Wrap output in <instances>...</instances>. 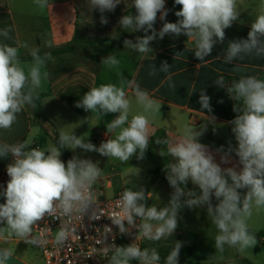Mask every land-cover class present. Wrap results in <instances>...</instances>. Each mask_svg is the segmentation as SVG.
I'll return each instance as SVG.
<instances>
[{"label": "clouds", "instance_id": "9594fccd", "mask_svg": "<svg viewBox=\"0 0 264 264\" xmlns=\"http://www.w3.org/2000/svg\"><path fill=\"white\" fill-rule=\"evenodd\" d=\"M122 3L126 5L125 0H87L90 10L101 13L100 23L104 25L108 20L103 13L113 12ZM130 3L135 14H124L118 21L119 27L130 33L142 31L144 35L137 36L135 42L125 39L124 48L147 57L153 52L150 44L156 39L162 40L166 35H184L186 41L194 46V57L200 61L196 67L209 61L206 58L214 46L224 42L225 30L241 16L238 0H174L175 5L180 6L175 12L176 22H167L165 0H131ZM34 4L40 10L52 7L49 0H34ZM158 14L164 23L157 32L154 25ZM12 31L10 26L0 29V37L4 41L11 40ZM46 46L53 47L52 41H47ZM21 48L27 49L32 58L27 70L20 59ZM246 56L264 57V0H261L258 12L251 20L247 38L228 41L223 57L215 58L225 64H233ZM50 60V52L41 55L39 48H29L27 43L18 39L14 46L0 42V130L11 131L18 121V114L26 106L36 108L37 90L50 76L43 70ZM101 65L115 69L119 68L120 61L109 54L101 59ZM170 67L167 61L162 62L159 69L153 65L150 75L157 71L164 73L169 87L174 88ZM117 75L120 77L118 85L93 86L75 105L91 114L105 116L118 113L105 125V135L111 134L114 138H107L97 147L85 142L83 136H76L73 130L61 129L57 144L43 149L33 147L28 140L12 144L0 142V158H10L6 167L9 179L0 191V197L4 198V203H0V225H3L0 227V240L7 243L15 237L27 245L44 247L50 242L47 233L51 228L48 225L38 234L34 231L48 218L59 221L51 243L62 248L70 240L80 239L78 232L84 227L85 217L91 222L107 216L120 235H130L133 229L136 232L134 242L118 246L114 242L116 233L113 228L103 227L98 251L106 257V264H133V261L137 264H162L157 248H141L135 240L158 242L172 236L178 227L180 211L187 207L206 208L208 219L217 229L215 249L219 252H223L226 245L241 252L254 248L258 241L249 231L248 221L254 210L264 209V79L242 76L227 83L221 75L213 82L235 102L233 111L236 115L228 123L237 142L235 147L229 143L227 149L221 147L215 152L200 142L208 123L215 124L216 119L205 115L203 110L211 113L212 107L210 97L201 89L199 103L206 122L198 128L185 126L179 136L154 142L167 146L166 153H158L161 157L167 155L172 158L162 169L173 190L168 203L160 207L155 204L149 206L145 188H127L116 202L118 210L106 214L94 191V186L104 175L99 162L73 156L65 163L61 156L64 149L75 151L80 148L122 163L133 157L144 159L151 140L150 117L160 111L161 103L138 83L125 78L123 73L118 72ZM129 91L142 108V112L132 115L131 119ZM217 153L220 154L219 162ZM233 153L236 163L222 167L232 163ZM189 182L198 186L199 192L189 190ZM213 197L216 204L212 202ZM110 236L112 242H109ZM181 247L182 242L176 241L163 264H179ZM96 252L97 249H93V253ZM13 254V249L0 247V264H9Z\"/></svg>", "mask_w": 264, "mask_h": 264}, {"label": "crops", "instance_id": "0c3cea01", "mask_svg": "<svg viewBox=\"0 0 264 264\" xmlns=\"http://www.w3.org/2000/svg\"><path fill=\"white\" fill-rule=\"evenodd\" d=\"M130 2L131 0H125L126 5L122 3L113 12L103 13L108 20V23L104 25L100 23L101 13L98 10H90L87 6V0H49L52 7L44 10H40L34 4V0H0V29L9 26L13 29L10 33L12 39L4 41L3 37H0V42L14 46L15 40L18 39L22 43H27L29 48H39L40 54L51 52L72 43L76 34H79L82 42L80 45L73 44L68 52L51 55L52 60L46 62V68L43 70L47 71L50 76L47 81L42 82V87L37 90L38 95H45L42 102V114L45 120L35 117L31 107L26 106L18 114V121L13 125L11 131L0 130V142L12 144L28 140L33 147L39 145V148L42 149L50 145L47 138H52L51 143L55 145L53 139L59 135L61 129L73 130L76 136H83L86 140L88 133L95 130V125L99 124V127L104 131L105 125L114 119L118 113H108L103 116L86 112L84 116H80L70 107L69 103H77L83 97L84 92L93 86L98 87L108 83L118 85L120 77L117 73L120 72L128 80L138 83L142 89L149 92L153 99L161 103L160 111L155 112L150 117L151 140L147 150L150 157H152L153 151L157 153L159 172H164L162 169L165 162L172 158L167 155L161 157L158 154L160 151L166 153L167 146L157 145L154 143L155 140L179 136L185 126L198 128L206 122L205 115L215 116L216 119L215 124L208 123L207 131L200 137V142L208 145L210 150L215 152L216 149L211 146L215 138V131L219 125L231 126L228 122L235 117L233 111V103L235 102L228 97L224 89L216 87L213 82L221 75L224 76L227 83H231L233 80H239L242 76L261 78L264 74V57L246 56L233 64H225L215 57H223L228 41L247 38L251 20L255 18L258 12L261 0H238L241 11L239 20L225 30L224 42L215 45L211 55L206 58L209 61L199 67L196 65L200 61L194 57L192 52L194 46L186 41L187 37L184 35L179 37L166 35L162 40L156 39L151 42L150 46L153 48V52L149 53L147 57H142L141 54L124 48L123 41L125 39H131L135 42L137 36L144 35L142 31L130 33L119 27L118 21L124 14H135V9L132 8ZM165 7L168 10L167 22H176L178 18L175 16V12L179 11L180 6L175 5L174 0H165ZM163 23L164 21L159 19L158 14L154 25L157 32ZM49 40L53 43L51 48L46 46V42ZM99 41L110 42V44L101 47L87 46L88 42ZM109 54L115 55L120 61V65L116 70L109 69L110 71L104 73L97 67L96 62L100 63L101 59ZM28 56H30L28 50L21 48L20 58ZM21 61L27 70L31 61L23 59ZM164 61L171 65L170 75L172 77L171 82L175 85L174 88L169 87V82L165 79L164 73L157 71L155 75H150L153 70L152 66L154 65L156 69H159ZM201 89H204L210 97L212 107L211 113L203 110L205 115L201 111L199 103V91ZM128 98L132 101L129 115V119H131L132 115L142 112V108L136 104L131 91L128 92ZM221 100L223 102L219 103L218 101ZM86 120L87 122L80 123ZM108 138L114 137L109 134ZM72 154L75 156V153L72 152ZM232 156V163L235 164L237 158L234 153ZM219 157L220 154L217 153V162L220 160ZM9 161L10 158H0V185L3 172ZM231 164H227V167ZM187 187L189 190L194 189L199 192L198 186H194L191 182L188 183ZM120 189L122 186L121 188L115 187V192L120 191ZM0 191H2L1 187ZM212 202L213 204L217 203L214 197ZM0 203H4L3 197H0ZM147 203L149 206L153 205L152 200H148ZM159 204L162 203L159 202ZM159 204L158 207H160ZM187 214L190 216L188 220L192 227L200 225L203 226L201 228L203 232H214L213 235L210 233L208 235L195 234L197 237L194 238L193 244L203 240H211L210 235L214 237L213 241H215L217 229L208 219L206 208H187ZM2 226L0 225V227ZM131 236L135 237V234L123 238L120 246L130 244L128 239ZM166 239L171 242L168 237L160 241ZM190 240H183L182 245ZM148 242L143 239L135 240V243L141 248L158 246L156 242ZM262 242L263 245L259 248L257 255L263 257L264 237ZM28 246L15 237L7 243L0 240V247H8L14 251L9 264H45L40 252L36 250L41 258L35 257L28 251ZM230 252L231 257L225 258V261L242 262L246 260L240 251L235 255L233 250ZM235 256L236 258H234ZM133 264H137V262H133ZM252 264L256 263L252 261Z\"/></svg>", "mask_w": 264, "mask_h": 264}, {"label": "rangeland", "instance_id": "374dc122", "mask_svg": "<svg viewBox=\"0 0 264 264\" xmlns=\"http://www.w3.org/2000/svg\"><path fill=\"white\" fill-rule=\"evenodd\" d=\"M96 65L104 73L111 70L101 65V62H96ZM116 69L117 68H115L114 70ZM103 129L104 131L101 127H99V124L95 125V130L92 133H88V137L87 140L85 139V142H91L98 147L101 142L105 141L108 138V136L105 135L106 129ZM215 133L217 135L215 134V138L213 139V142L211 144V146L215 149L221 147L227 149L229 143H231L233 147L236 146L237 142L235 141L234 135L231 132V126L229 127L227 125H219L217 126ZM51 140L52 138H47V142L49 144H52ZM43 148H46V146ZM69 151L71 154L72 152L75 153V156H78L81 159H91L93 162H99L98 166L102 168L104 172L102 180L107 187L106 195L108 197L116 193L115 187L121 188L122 186V189L120 190H125L127 188L136 189L140 186L145 188L146 190L147 201L152 200L153 204H155L156 206L159 204V202L162 203L159 204V206H164L168 203L170 194L173 190H171V187L166 180L165 173H161V171L159 172L156 152L153 151L152 157H150L148 155V152L146 151L144 159H136V157H133L127 163H122L117 159H108L107 157L101 156L97 152L84 151L82 149ZM72 156L74 155L72 154ZM61 159L63 160L62 156ZM232 164L230 166H232ZM221 166L227 167V165ZM121 181L122 184H120ZM95 186L99 189L100 184L97 183ZM166 193L167 195L165 196ZM189 218L190 216L187 214V207H184L179 213L177 229L172 236L168 237L169 239H171V242H168L167 239L158 241L156 242L158 246L155 248H157V250L159 251L167 246H174L176 241H180L183 243V240L191 239L189 242H185L182 247L194 249L196 255L199 256L202 261H193L188 264H252V261L256 264H264V255L263 257L262 255H257V253H259V248H261V246L263 245L262 239L264 237V209H261L259 211L254 210L253 216L248 221L249 231L256 236L258 243L254 248L246 249L243 252L240 251L246 258V260L242 262H238L236 260L232 262L225 261V258L231 257V250H233L234 255L238 252V250L235 248H229L226 245L225 250L223 252H219L215 249V241H213L214 237L211 236L214 234V232H203V230H201L203 226L200 225L194 226L195 228L192 227L191 222L188 220ZM198 233H201L203 235H208L210 233L211 235L209 236V238H211V240H203L197 244H193L194 238L197 237L195 234ZM134 238L135 237L132 236L129 237V243L134 242ZM148 243H150V241ZM27 249L33 256L41 258L34 246L29 245ZM234 258H236V256Z\"/></svg>", "mask_w": 264, "mask_h": 264}, {"label": "built area", "instance_id": "2783aa9c", "mask_svg": "<svg viewBox=\"0 0 264 264\" xmlns=\"http://www.w3.org/2000/svg\"><path fill=\"white\" fill-rule=\"evenodd\" d=\"M99 142V140H98ZM36 147H40L37 145ZM10 163V161H9ZM7 167V166H6ZM9 177L6 172V168L3 172V179L1 182V189L6 187ZM98 184H100L99 189L94 186V191L96 194V199L100 202L103 211L106 214H111L117 211V201L119 200L121 194L124 190H120L114 193L112 196L108 197L106 195V186L101 179ZM84 227L78 232L80 239L70 240L67 246L62 248H57L51 239L56 234V229L59 227V221H52L46 218L45 222H41L39 229L34 231V234H38L40 229L46 228L48 225L51 231L47 233L50 240L49 244L44 247H36L44 259L45 264H106V257L99 253L100 245L98 244L99 239L103 233V227L108 225L113 228V232L116 233L115 243L120 246L121 241L127 235H120L118 229L111 224V220L107 216H102L101 219L96 221H89L87 217L83 220ZM136 230L133 229L131 234H135ZM109 242H112V237H109ZM93 249H97L94 254ZM89 255H93L89 257Z\"/></svg>", "mask_w": 264, "mask_h": 264}, {"label": "trees", "instance_id": "16d2710c", "mask_svg": "<svg viewBox=\"0 0 264 264\" xmlns=\"http://www.w3.org/2000/svg\"><path fill=\"white\" fill-rule=\"evenodd\" d=\"M81 43L82 42H81L79 34H76V37L74 38L72 43L67 44L66 46L57 48L55 50H52L50 53H51V55L63 54L65 52H68L73 44L80 45ZM109 44H110V42H101V41H99V42H88L87 46H91V47L99 46V47H101L103 45H109ZM41 55H43V54H41ZM20 59L32 61L31 56L20 58ZM260 79H264V74L262 75V77ZM44 97H45V95H38V99H36V101H35L36 108L35 109L31 108L33 114L35 115V117H37L39 119H42V120H45V118H44V116L42 114V102H43V98ZM69 105H70V107H72V109H74V111H76V113L78 115H80V116H84L85 115L86 111H84L82 108L76 107L75 106L76 103H71L70 102ZM234 114L236 115V113H234ZM58 137H59V135H56L54 137V139H53L54 144H57ZM62 157L64 159V162L66 163L67 160L71 159L73 156H72V154L70 153V151L68 149H64V150H62ZM173 247L174 246H167V247H165V248H163V249L158 251L160 256H161L162 264H163L164 258L169 254V252L171 251V249ZM193 261H202V259L199 258V256L196 255L194 249L181 247L180 254H179V264H188V263H191Z\"/></svg>", "mask_w": 264, "mask_h": 264}]
</instances>
